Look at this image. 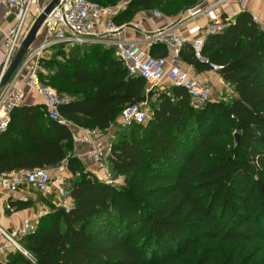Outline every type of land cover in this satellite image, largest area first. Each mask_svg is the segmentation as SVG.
Returning <instances> with one entry per match:
<instances>
[{"label": "trees", "instance_id": "obj_1", "mask_svg": "<svg viewBox=\"0 0 264 264\" xmlns=\"http://www.w3.org/2000/svg\"><path fill=\"white\" fill-rule=\"evenodd\" d=\"M88 1L106 8L119 0ZM200 1L130 0L113 20L121 25L137 11L171 15L180 4L194 7ZM72 49L67 56L56 48L42 60L46 74L39 75L49 86H75L77 97L60 109L65 119L104 131L126 106L145 103L150 119L116 132L108 169L124 182L107 185L71 156L70 129L49 120L43 105L13 110L0 134V175L65 162L76 181L70 180L71 210L52 206L19 239L32 258L12 251L6 264H155L175 258H182L180 264H246L238 246L264 243V29L243 11L205 39L203 58L222 67L219 75L234 96L202 109H194L180 87L148 90L144 80L127 76L111 50ZM149 54L167 53L155 45ZM181 58L200 72L210 69L194 59L189 45ZM142 170L154 176L145 184L144 199L127 186ZM11 205L22 210L30 203ZM198 236L234 246L228 253L215 246L194 252Z\"/></svg>", "mask_w": 264, "mask_h": 264}, {"label": "built area", "instance_id": "obj_2", "mask_svg": "<svg viewBox=\"0 0 264 264\" xmlns=\"http://www.w3.org/2000/svg\"><path fill=\"white\" fill-rule=\"evenodd\" d=\"M245 1L215 0L199 3L185 10L175 22L145 32L142 41H134L124 38L122 36L124 28L114 22L117 10L101 7L88 0H58L42 22V39L27 48L10 81L0 87V133L8 127L13 110L22 105L26 87L41 98L45 116L49 120L69 129L74 127L60 112L61 107L71 103L72 99L55 91L39 76L42 72V60L51 50L58 47L84 48L102 45L106 49H112L128 77L141 78L148 90H157L166 82L169 83L168 87H180L187 93L190 105L194 109H202L210 101L213 88L208 78L189 75L181 69L180 52L189 45L194 59L208 64L209 71L218 77L221 92L224 91L228 98H233L232 88L224 84L219 75L222 67L210 64L201 53L205 39L221 33L228 26L230 21L223 18L227 5L232 3L243 5ZM0 6L4 7L5 14L12 15L15 19V23L5 33L2 41L5 51L0 60L1 78L19 50L30 23L34 22L44 9L40 8L38 0H0ZM151 15L157 19L163 17L157 11L151 12ZM201 20H204L205 25L199 24ZM253 20L256 22V19ZM259 25L264 29L263 22ZM181 28H186L185 35L181 33ZM155 45L165 48L166 57H152L149 54L150 48ZM228 98L220 96L221 101H229ZM148 119L149 107L140 104L126 106L121 111L118 122L124 127H129L133 124L143 125ZM97 134L98 130L87 129L84 135H73L74 142L85 149L81 152L73 150L71 156L82 163L96 165L101 174L99 180L107 185H115L117 181L113 180V173L108 169L112 142L106 144L97 142ZM27 187L33 188L43 197H53V206L65 213L73 206L70 181L51 177L46 168L0 175V201L5 199L6 208L12 211L11 197L20 189ZM34 230V227L28 224L23 230L9 234L0 226V237L4 239L3 251L7 253L17 251L26 258H32L30 252L20 245L19 239Z\"/></svg>", "mask_w": 264, "mask_h": 264}, {"label": "crops", "instance_id": "obj_3", "mask_svg": "<svg viewBox=\"0 0 264 264\" xmlns=\"http://www.w3.org/2000/svg\"><path fill=\"white\" fill-rule=\"evenodd\" d=\"M52 0H38V5L40 8L45 9ZM215 0H201L199 3H205V2H212ZM129 1H124V7L127 6ZM119 4L115 5L114 7L110 8L113 10H117V14L122 11L118 9ZM247 11L251 14L253 19H256V22L259 24L261 22L264 23V0H246L243 5H240L239 3H232L227 5L225 8V11L223 12V18H227L229 21H232L233 18L243 12ZM151 12L153 11H143L138 14L136 17L135 22L131 26H126L125 31L123 32L122 36L126 38L127 40H134V41H142V36L145 32L153 31L157 28H163L165 26H168L169 24L175 22L179 16L183 13H181L179 16L175 18H166L162 17L160 19L154 18L151 15ZM116 14V15H117ZM115 15V16H116ZM15 23V19L12 15L5 14V9L3 6H0V44L3 41L5 33L10 29L13 24ZM33 21L30 23V26L33 25ZM201 25H205L204 20H201ZM30 30V27H29ZM28 30V31H29ZM181 33L186 34V28H181ZM26 35L22 38L21 42L25 39ZM43 36V26L41 25L38 31L36 32L32 43L36 44L38 43ZM106 49L104 46L99 45ZM55 49L51 50L53 52ZM5 51L4 43L0 46V60L3 58V54ZM113 51V50H112ZM49 52L46 57H50L52 54ZM51 53V54H50ZM114 53V52H113ZM179 65L181 69L186 71L189 75H197L206 77L209 79V82L212 84L213 90H217L218 88H221V85L218 82V77L213 74L210 71H204L200 72L198 71L194 65L189 63L187 60H184L181 58ZM224 84H226L223 81ZM169 83H164L163 87L157 89L156 91H163V90H170L172 87H168ZM42 105L41 98L36 95L29 87H26L23 92V98H22V105L21 106H35V105ZM118 122V121H117ZM87 128H81L78 126H75L70 129L71 136H81L84 135ZM116 132L114 128H112V125L107 128L104 131H98L97 134V142L101 144H106L109 142H112L116 138ZM1 134V133H0ZM73 141V150L76 151H83L85 149L84 146L80 144H76L72 138ZM72 154V153H71ZM83 166L85 169V172H88L92 174L94 177H97L100 179L101 174L98 172L97 166L92 163L83 162ZM49 174L51 177H60L65 178L67 181H70L72 179V175L69 173V171L66 168V163H62L60 166H55L52 168H48ZM16 173V172H12ZM12 173H6V174H12ZM52 198L53 197H43L39 193H37L33 188L27 187L24 189H20L17 191L12 197L11 201L13 203L17 204H24V203H30L29 208L17 210L16 206H12L13 210L10 211L6 208V200L3 199L0 201V226L5 229L9 234L14 231H21L24 229L26 225H31L36 228L39 219L48 214L51 211V208L53 206L52 204ZM4 245V239L0 237V264H6V253L4 252L2 247Z\"/></svg>", "mask_w": 264, "mask_h": 264}, {"label": "rangeland", "instance_id": "obj_4", "mask_svg": "<svg viewBox=\"0 0 264 264\" xmlns=\"http://www.w3.org/2000/svg\"><path fill=\"white\" fill-rule=\"evenodd\" d=\"M124 1L125 0H119L117 4H119L118 6V9L120 10L124 5ZM127 1V0H126ZM187 1H192V0H186ZM186 2L184 4H180L178 5L177 9H179L178 11L176 10V12H174L173 14H168V11H163V10H157L158 13H160L161 15H163L164 17L166 18H175L177 16H179L182 12H184L185 10L189 9V8H192L193 5H195L196 3H189V5H186ZM127 6H125L124 8H126ZM106 8H112V7H106ZM186 8V9H185ZM123 9V8H122ZM121 11V10H120ZM140 12H143V11H137L135 12L128 20H126L125 22H123L121 25V27L124 28V31L126 29V26H131L135 20H136V17L138 16V14ZM171 13V11L169 12ZM176 13V14H175ZM32 26V25H31ZM30 26V28H31ZM73 47H67V48H64V52L66 53V55L68 56L70 54V52H72V49ZM108 49V48H107ZM108 50H111L112 49H108ZM55 51V50H54ZM51 52V53H54ZM50 53V54H51ZM58 61H62L61 58H58L57 59ZM43 71V69H42ZM43 74L45 75L46 72L43 71ZM50 85L51 87L55 90V91H59L63 94H66L67 96H69L72 100L77 97L76 95V89H75V86L73 85H68V84H65L61 81H57V82H50ZM221 89L218 88L216 91L215 90H212V93H211V97H210V101H219L220 100V96H225L226 98L227 97V94L223 93L221 94ZM230 95V94H229ZM228 95V96H229ZM232 99V98H231ZM230 98H228V100H231ZM148 107H149V103H145ZM150 112V111H149ZM149 119H150V114H149ZM148 119V120H149ZM112 128L115 129V131L117 130L118 132L122 131L125 132L127 131L126 127H124L121 123L117 122V123H114L112 125ZM154 176L152 175V173L150 171H141L139 173V175L137 176V178H134L131 180V182H129L127 184V186H129L131 188V190L134 192V194H136L138 197L143 198L144 199V196H145V193L147 191V188L145 187V184L148 183L149 181L153 180ZM123 179L120 178L119 180H117V184L119 183H123ZM160 185V184H158ZM144 203H147V201H145ZM199 238L201 236H198ZM202 238H200L198 241V244H196L193 248H192V251L194 250V252H199L201 249H205V248H209V247H216L217 250L219 252H222V253H228L234 245H228L226 242H222L220 239H216V240H207V239H203L201 240ZM247 244V243H246ZM238 251L241 252V256L242 258L244 259L243 261L246 262V264H264V243H260V242H255L249 246H246V245H239L238 246ZM197 255V254H196ZM149 256V252H147L146 256L147 257ZM177 257V256H176ZM182 261V258L180 259H173L171 260L170 262H166L164 260H156V263L155 264H180V262Z\"/></svg>", "mask_w": 264, "mask_h": 264}, {"label": "water", "instance_id": "obj_5", "mask_svg": "<svg viewBox=\"0 0 264 264\" xmlns=\"http://www.w3.org/2000/svg\"><path fill=\"white\" fill-rule=\"evenodd\" d=\"M57 1L58 0H52L51 3L44 9V12L34 21L33 25L31 26L30 30L28 31L27 36L21 42L19 50L15 54L13 60L11 61L10 65L8 66L7 70L4 72V74L0 78V87H3L5 84H7L10 81V79L12 78V76L14 75L25 51L31 45L32 40H33L36 32L38 31V29L42 25V22L45 18V15L50 11L52 6ZM237 138H238V135H236V139ZM112 178H113V180L117 181L118 180V174L115 173ZM75 181H76V178H73L72 182H75Z\"/></svg>", "mask_w": 264, "mask_h": 264}]
</instances>
